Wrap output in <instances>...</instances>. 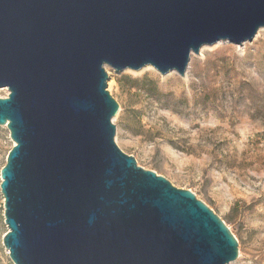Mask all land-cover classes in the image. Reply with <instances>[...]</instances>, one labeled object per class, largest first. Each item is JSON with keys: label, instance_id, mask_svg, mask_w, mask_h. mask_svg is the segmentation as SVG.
Masks as SVG:
<instances>
[{"label": "water", "instance_id": "1", "mask_svg": "<svg viewBox=\"0 0 264 264\" xmlns=\"http://www.w3.org/2000/svg\"><path fill=\"white\" fill-rule=\"evenodd\" d=\"M262 28L264 0H0L11 263L234 262L238 242L212 210L115 144L105 67L183 78L203 47Z\"/></svg>", "mask_w": 264, "mask_h": 264}, {"label": "rangeland", "instance_id": "2", "mask_svg": "<svg viewBox=\"0 0 264 264\" xmlns=\"http://www.w3.org/2000/svg\"><path fill=\"white\" fill-rule=\"evenodd\" d=\"M201 50L183 78L105 67L119 105L114 141L224 222L238 242L230 264H264V31L242 46ZM13 146L0 126V171ZM3 201L0 193V264H12L2 245Z\"/></svg>", "mask_w": 264, "mask_h": 264}, {"label": "bare ground", "instance_id": "3", "mask_svg": "<svg viewBox=\"0 0 264 264\" xmlns=\"http://www.w3.org/2000/svg\"><path fill=\"white\" fill-rule=\"evenodd\" d=\"M261 31H264V28L258 30V32H257V34H256V36H255V38L259 36V34H260ZM220 43H222V42H218V43H216L215 45H218V44H220ZM223 43H226V42H223ZM215 45H214V46H215ZM203 49H205V47H204ZM203 49H202L201 51H203ZM146 69H152V67H150V66L144 67V68H142L139 72H142V71H144V70H146ZM137 72H138V71H137ZM7 252H8V251H7Z\"/></svg>", "mask_w": 264, "mask_h": 264}, {"label": "trees", "instance_id": "4", "mask_svg": "<svg viewBox=\"0 0 264 264\" xmlns=\"http://www.w3.org/2000/svg\"><path fill=\"white\" fill-rule=\"evenodd\" d=\"M137 83V81H135Z\"/></svg>", "mask_w": 264, "mask_h": 264}]
</instances>
